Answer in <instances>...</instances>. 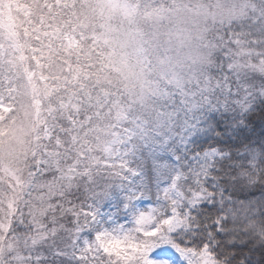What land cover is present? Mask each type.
<instances>
[{"label":"trees","instance_id":"obj_1","mask_svg":"<svg viewBox=\"0 0 264 264\" xmlns=\"http://www.w3.org/2000/svg\"><path fill=\"white\" fill-rule=\"evenodd\" d=\"M206 1L209 8H213L216 3L231 5L234 0ZM95 3L96 0H0V49H5L4 55L0 52V93L8 96L11 89L16 88L11 98L12 109L0 119V136L4 137L12 128L20 130L24 125L29 126V114H34L38 97L41 126L51 123L54 127V136L47 140V154L40 148L39 139L36 141L30 158L34 188L27 203L22 204L20 200L18 187L21 184L14 187V181L20 178V169L15 175L0 162V225L4 224L0 229V264L9 254L4 251L8 241L17 258L23 255L27 264H78L73 253L83 246L87 229H83L81 238L77 239V225H84L86 217L76 214L94 203V194L103 184L111 183L110 174L118 170L120 161L114 159V155L122 142H116L110 153L105 144L112 138L113 130L120 129L123 111L129 113L130 120L142 123L143 130L136 135L130 150L135 148L139 153L144 151L145 137L169 127L179 132L181 121L208 118L214 110L217 115L209 123L215 127L219 120L220 127L216 131L206 129L190 148L200 152L209 146L223 147L241 158L234 161L236 169L220 173L219 181L210 179L211 190L219 194L215 203L202 204L200 212L211 219L228 207L242 208L235 225H228L229 229L235 228L228 243L240 245L243 252L232 264H264L261 248L264 246V227H261L264 216L260 215L264 211V202H260L264 199V91H254L248 96L239 90L236 74L223 59L226 45L221 39L218 46L211 44L229 27L215 19L203 20L205 43L211 53L208 59L212 63H205L203 73H194L195 80L183 73L184 88L176 90L159 74L151 75V80L130 83L117 79L119 70L111 66L106 59L108 55L101 51L107 33L115 31L117 25L99 22L98 10L93 7ZM140 4L143 7V2ZM139 11L145 16H140L141 28L151 63L157 69L161 50L156 49L155 43H159L152 37H156L159 27L156 29L149 20L146 8ZM166 30L173 31L171 22ZM55 32L75 35L79 42L77 49L54 44ZM34 69L48 76L52 87L47 91L39 87L37 74L32 73ZM240 75L243 83L251 76L264 79L262 73L255 71H243ZM228 86L233 94H240L242 105L234 101L222 105L219 98L224 96V88L227 90ZM191 91L193 103L190 105L185 94ZM207 94L210 100L205 99ZM71 97L76 99L78 108L62 105ZM122 128L124 131V124ZM222 130H226L223 136ZM217 139L222 143L217 144ZM37 146L39 152L35 154ZM245 175H252L251 185H246ZM226 177L225 185L222 179ZM221 195L226 197L224 201ZM8 201L12 202L9 210ZM25 205L30 207L29 212L22 213ZM18 215L29 218L33 226L16 222L14 218ZM223 239L226 237H218L217 243ZM57 250L65 255L57 256ZM215 255L217 264H226L231 260L232 251L224 255L217 247Z\"/></svg>","mask_w":264,"mask_h":264},{"label":"snow or ice","instance_id":"obj_2","mask_svg":"<svg viewBox=\"0 0 264 264\" xmlns=\"http://www.w3.org/2000/svg\"><path fill=\"white\" fill-rule=\"evenodd\" d=\"M216 115L214 110L208 118H186L179 132L174 127L154 132L145 137L143 152L134 148L121 156L118 170L110 174L112 182L103 184L94 203L76 214L86 217L84 225H77V239L87 229L83 246L73 253L78 264H217V247L224 255L232 251L226 264L243 255L240 245L228 243L235 233L228 225H235L243 209L228 207L211 219L200 212L219 194L211 190L210 179L219 181L220 173L236 169L234 161L241 158L223 147L190 148L206 129L220 127L219 120L215 127L209 123ZM220 236L226 239L217 243ZM55 254L65 255L60 250Z\"/></svg>","mask_w":264,"mask_h":264},{"label":"rangeland","instance_id":"obj_3","mask_svg":"<svg viewBox=\"0 0 264 264\" xmlns=\"http://www.w3.org/2000/svg\"><path fill=\"white\" fill-rule=\"evenodd\" d=\"M129 2L132 5V12L130 14L141 16L142 14L140 13L139 9L146 8L149 12V20L154 22L156 29L159 27L158 31H156V37L152 38H154L155 42L159 43V45L155 43L156 49L158 48L161 50L160 54L158 55L160 67L169 68L168 71L159 73V77L164 82L174 86L176 90L179 88H184L185 86L186 81L183 73L191 75L193 80L197 78L194 73L181 68L179 63L174 60L173 53L175 49L173 48V31L166 30L171 20L178 14H182L189 19H215V21L227 25L229 29L225 30V34H221L218 36L219 38L213 39L211 44L213 46H218L219 40L221 39V41L226 45V51L222 52L224 56L223 59L227 64L230 65L236 74L235 77H237L238 83L240 85L239 90L245 91L248 96L254 91H264V79H256L251 76L250 79H247L248 82H240V72L243 71H255L264 75V0H234L233 3H231L233 7H224L226 3H216L215 7L213 8H209L206 0H196L194 2L184 0H144L142 1L143 7L140 4L142 2L137 0L135 2L129 0ZM142 17L145 16L142 15ZM138 31L142 37V51L144 53L142 57V63L145 72L149 73L145 80H151V75H156V69L153 68L151 63V53L148 50L147 39L143 35L141 24L138 26ZM109 39L110 37L108 35L107 38L103 40V44H101V51L102 53L104 52V54L108 55V58L106 59L110 61L111 66L119 70L117 65L111 60L113 49L108 46L107 42ZM52 42L54 44L62 45V47L66 46L73 50L77 49L79 45L77 37L71 33L60 34L55 32L52 35ZM0 52L2 53L1 55H4L5 49H0ZM32 73L37 74L39 87H41L42 90L47 91L49 87H52L48 76L45 75V73H43L41 70L34 69ZM161 87H163L162 84ZM166 91V94H168L169 90L166 89ZM224 91V96L219 98L222 105L225 106L227 103L229 104L230 101H234L238 105H242L243 100L241 99L240 94H233L231 91H229V86L227 90L224 88ZM11 92L12 95L9 94L8 96L0 93V119L7 115L12 109V104L14 102L11 98L16 94V88L13 87ZM192 92L193 91L185 94V97H187L186 102L190 105L193 103L191 95ZM205 99L210 100L208 94ZM37 101V104L34 106V114H29L31 120L29 126L24 125L20 130H14L12 128L4 137L0 136V162L7 168H10V170L15 175H18L17 172L20 169L21 175H19L20 178L18 181H14V187L17 188V185L19 184L22 186L18 187L22 204H25L31 200L29 195L32 194V190L34 188L32 180L33 170L30 158L34 154L36 141L39 139L40 148H42L43 152L47 154V140L54 136V127L51 123L43 124V126H41L42 122H40V116H42V111L41 108H39V97ZM65 102V104H62L64 107L70 106L73 109L78 108V103L74 97H71ZM122 115L123 118L120 129L117 131L113 130L112 138L105 144L106 151L110 153L113 149V145L116 142H122V146L118 148L115 155L113 154L115 156L114 159L119 161L121 156L126 151L130 152L136 135L143 130L142 123H140L138 120H130L128 112L123 111ZM123 124L125 125L124 131L122 128ZM36 127L37 129H35ZM33 140L35 141L34 145L32 144ZM5 146H7V149ZM38 148L39 146H37L35 154L39 152ZM110 156H112V154ZM244 181H246V185H251L253 182L252 175H245ZM10 205H12V202L8 201L6 204V206H8V210ZM29 208L30 207L25 205V208L22 209V213L29 212ZM20 215L16 216L17 220L14 218L16 222L18 221L21 224L33 226L32 222L29 221V218L26 217L25 219ZM12 223L13 222L11 221V224ZM8 226H10L9 223ZM3 227L4 224L0 225V229ZM6 248L7 249H4V251L8 252L9 254L5 259H1L3 260L2 264H27L25 263V258L23 255L18 256L20 258H17L15 249L12 248V245L9 241ZM11 248L12 250H10Z\"/></svg>","mask_w":264,"mask_h":264},{"label":"clouds","instance_id":"obj_4","mask_svg":"<svg viewBox=\"0 0 264 264\" xmlns=\"http://www.w3.org/2000/svg\"><path fill=\"white\" fill-rule=\"evenodd\" d=\"M93 7L98 10L99 22L117 25L115 31L107 33L110 37L108 46L113 49L111 60L119 68L116 74L117 79L123 78L130 83L143 81L149 73L145 72L142 63L144 53L142 37L138 31V26L142 22L141 17L130 14L132 5L129 0H96ZM224 7H233V5ZM101 9L102 13L99 12ZM203 23V20L189 19L182 14H178L171 20L174 35V60L181 68L191 73H203L206 70L205 63H212L208 59L211 53L205 43ZM168 70L169 68L157 66L156 74ZM5 148L7 149V146ZM261 248L264 249V246Z\"/></svg>","mask_w":264,"mask_h":264}]
</instances>
